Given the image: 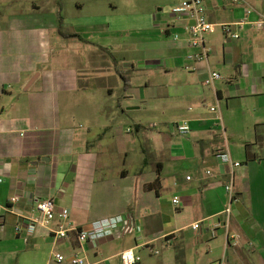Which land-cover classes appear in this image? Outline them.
Listing matches in <instances>:
<instances>
[{
  "label": "crops",
  "instance_id": "crops-1",
  "mask_svg": "<svg viewBox=\"0 0 264 264\" xmlns=\"http://www.w3.org/2000/svg\"><path fill=\"white\" fill-rule=\"evenodd\" d=\"M179 1L168 9L137 13L120 28L131 33L130 39L123 38L128 48L149 51L154 41L165 51H149L140 68L134 58H124L130 60L125 69L133 70L125 91L134 98L129 109L146 106L160 124L136 121L128 127L141 137L133 146L134 140L117 129L126 111L119 110L121 102L104 74L114 69L128 82L117 66L116 35L103 21L106 16L65 15L61 0H0V203L19 194V209L33 216L37 198L53 197L81 227L116 214L140 225L133 233L81 244L75 232L56 237L57 220L50 228L29 232L24 225L17 232L15 225L24 221L10 213L0 227V264H72L57 261L55 251L80 252L85 264H123L121 252L129 247L142 256L140 264H208L222 257L229 264H251L249 259L264 264V0H207L208 17L217 27L206 36L208 57L194 69L185 67L192 50L188 34L174 23L172 5ZM242 19L244 26L235 27L239 38L224 33L222 23ZM176 31L181 39L170 40ZM97 35L104 40L97 41ZM151 35L158 38L150 40ZM85 59L98 72L93 83L84 82ZM214 70L222 78L207 84ZM104 84L107 90L101 89ZM93 89L100 91L99 110L93 124L79 131L72 126L73 114L59 110L58 94ZM176 112L189 120L188 134L178 132ZM93 129L103 135L100 131L89 139ZM109 129L113 140L104 142ZM223 151L241 165L223 162L218 156ZM135 153L139 166L131 171L128 163ZM159 168L157 194L145 184L157 178ZM230 181L238 198L232 202L228 230L238 235L234 239L217 225L230 203ZM167 197L176 211L166 207ZM175 197L180 204L173 202ZM195 222H200L197 229Z\"/></svg>",
  "mask_w": 264,
  "mask_h": 264
},
{
  "label": "built area",
  "instance_id": "built-area-1",
  "mask_svg": "<svg viewBox=\"0 0 264 264\" xmlns=\"http://www.w3.org/2000/svg\"><path fill=\"white\" fill-rule=\"evenodd\" d=\"M207 0H181L172 5V13L175 16L174 23L183 27L187 32V41L192 50L187 53L185 67L187 69H194L195 64L208 57L210 47L207 45L206 36L208 33L216 30L217 24L211 21L207 14ZM246 23L245 19L238 20L231 23H222V29L224 33L232 38H239V28L243 27ZM264 24V19L260 22ZM235 27H238L236 29ZM181 32H174L173 39H181ZM222 78V74L219 71H210L206 77L205 82L212 84L216 79ZM212 110H217L215 106H212ZM176 127L180 134H188L191 130L189 120L182 119L176 123ZM218 156L223 162H230L232 166L241 165L240 161H235L231 158L230 154L226 151L220 152ZM191 178L190 175L187 176ZM226 189L229 193L230 203L223 210L225 216L224 221L219 222L217 225H223L227 231L230 226V215L232 212V202L237 200V195L234 189L233 181L226 184ZM22 197L19 194H13L6 204L0 203V227H4L7 222L8 214H16L23 219V223H17L15 229L17 232H21L25 226L29 232H34L39 226L50 228L53 221L57 220L58 225L53 228L54 235L58 238H68L71 232H75L78 241L83 244L86 241L99 240L115 235H123L127 233H133L140 229L139 223L136 222L129 215L116 214L106 217H102L93 220L89 226L81 227L74 224L71 220V211L69 208H58L56 201L53 197L37 198L35 207L37 209V215H26L18 207V203ZM175 204H180L178 197L173 198ZM25 225V226H24ZM200 227V222H195L193 228ZM228 239H234L238 237L236 234H230L227 232ZM148 244V243H147ZM152 250V248H151ZM155 252H159L156 250ZM123 264H140L142 256L138 254L133 247L125 248L121 252ZM54 258L57 261L68 260L72 264H85L87 259L81 255L80 252L68 256L60 251L54 252ZM208 264H229L226 257H222L214 262Z\"/></svg>",
  "mask_w": 264,
  "mask_h": 264
},
{
  "label": "rangeland",
  "instance_id": "rangeland-1",
  "mask_svg": "<svg viewBox=\"0 0 264 264\" xmlns=\"http://www.w3.org/2000/svg\"><path fill=\"white\" fill-rule=\"evenodd\" d=\"M174 0H61V3H63V13L65 15L70 16H78L80 18L88 15L89 13H98L101 16H106V19L103 20L106 24H109L111 28L114 30L116 39H115V45H117L116 49V58L118 61L117 66L118 68L123 69L124 75L131 76L130 74H133V70H127L125 69L126 64L130 60H124L125 57L127 58H134V63L136 67L140 68V66L143 63H146L147 56L150 52V54H160L162 49H158V44L154 41L149 45L151 47L149 51L147 49H140V48H128V46L124 45V36L125 39H130L131 37L129 34L130 32H121V29L124 25H130L131 20L134 19V17L138 14H141L143 12L148 11H157L159 7L165 6L166 9L170 7V4ZM79 4H82L81 7L78 6ZM138 13V14H137ZM152 33V32H149ZM112 34V33H110ZM147 34H145L146 36ZM150 40H156L158 37L155 35L149 36ZM95 39L99 42H102L104 40L103 36H95ZM170 40H174L173 37L169 38ZM73 49L75 50L76 47V41H73ZM79 44V43H77ZM88 47L87 45H85ZM76 51V50H75ZM85 53V52H84ZM63 54V53H62ZM72 60H69L67 63ZM87 59L83 62V71H85L84 82L93 83L94 77H96L95 74H98V72H95L94 69L91 68L90 64H87ZM117 63V62H116ZM82 71V72H83ZM114 69H109V71H105L104 74H108V82L110 85L113 86L114 92H115V100H119L121 102V107L119 110H125L123 120L119 123L117 126V129H120V133L122 137L133 139L132 145L136 146L141 141V137L137 135V131L128 132L126 129L128 127L132 128L134 126V123L136 121H142L145 125H149L151 122V125L156 123L158 126L159 120L155 118L150 111L146 109V106H144L142 109H129V106H132L133 102H130V100L134 99L132 97H126L125 91L128 89V85L130 84V78L128 77V82L124 81L123 77L119 73H113ZM89 73V75H88ZM91 74V75H90ZM93 75V76H92ZM92 76V77H91ZM105 79V78H102ZM97 81V80H96ZM137 84L138 82L134 81L133 84ZM107 84H104L103 86H100L101 89L107 90L106 86ZM94 85H92L90 88L92 89ZM95 89V88H94ZM94 89L92 91H81V90H72V91H63L58 94V105L60 106L59 110H66L68 114H73L71 118L72 126H74L77 130H87L88 127H90V124H93L92 118H94L96 114V110H99V104L101 102V98L99 96L100 91L94 92ZM63 111V113H64ZM172 111V110H170ZM173 119H179L182 120L186 117L185 114H181V112H176V114L173 116ZM101 130L99 129H93V132L89 139H92L94 137L97 138L98 132ZM101 135H103L102 131L100 132ZM113 131L107 130L106 135L103 136L101 139H104V142H107L109 140H113L112 136ZM141 135V134H140ZM185 135V134H184ZM183 136V135H182ZM176 138H180L177 136ZM99 140V139H98ZM135 156L132 157L131 160L128 163V169L131 171H135L138 166L139 162H137V156L138 153L133 154ZM137 155V156H136ZM169 197L166 198L167 208L172 211L173 205L169 204ZM174 211H176L175 208H173ZM187 216V213H186ZM249 259V258H248ZM251 264H258L257 260L249 259L247 260Z\"/></svg>",
  "mask_w": 264,
  "mask_h": 264
},
{
  "label": "trees",
  "instance_id": "trees-1",
  "mask_svg": "<svg viewBox=\"0 0 264 264\" xmlns=\"http://www.w3.org/2000/svg\"><path fill=\"white\" fill-rule=\"evenodd\" d=\"M246 149H247V152L249 154V158L254 157V154L251 151V144L250 143H248L246 145ZM161 187H162V178H161V169L159 168L158 169L157 178L154 181H152V182L146 183L145 184V188L148 189V190L153 189V190H155L157 192V194H160ZM177 258L180 261L181 254H178Z\"/></svg>",
  "mask_w": 264,
  "mask_h": 264
}]
</instances>
